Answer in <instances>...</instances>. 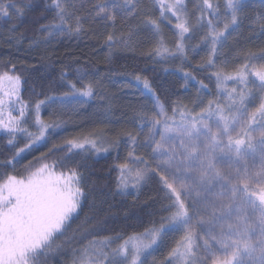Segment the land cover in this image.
<instances>
[{
  "label": "trees",
  "instance_id": "obj_1",
  "mask_svg": "<svg viewBox=\"0 0 264 264\" xmlns=\"http://www.w3.org/2000/svg\"><path fill=\"white\" fill-rule=\"evenodd\" d=\"M143 4L148 5L152 18L160 19L163 36L171 39L172 25L160 18L158 7H153L155 0H143ZM246 4L250 15L264 12L260 0L246 1ZM46 5H51V0H34V7L22 18L0 17V29L3 31L0 34V73L14 65L15 74L26 77L21 97L32 103L44 99L46 95L68 91L61 86L64 83L60 78L61 71L70 73L80 68L88 73L84 82L94 81L98 87L95 95L75 111L50 117L54 109L42 108L43 119L62 120L64 125L52 132L43 143L33 146L30 151L25 150L14 161L12 157L16 149L22 148L26 141L19 140L13 148L6 144L7 137L0 132V180L6 174H25L26 165L31 164L34 171L42 164L54 166L62 158H65L67 167H56V171L67 172L68 167L77 166L75 161L90 156L85 166L78 168L83 174L81 187L86 194L82 209L72 221L71 228L53 241L58 246L54 259L42 260L43 264H73L89 242L102 238L121 239L159 228L167 223L175 208L174 193L157 171H150L133 191L121 192L117 187L118 167L126 161L125 140L135 132L134 116L151 100L137 88L134 77L140 75L151 81L155 96L165 113L170 115L178 105L190 104L200 97L202 90L211 97L215 96L216 81L211 73L216 69L199 67L206 57L201 47L188 50L187 60L177 58L158 64L155 57L149 58L148 55L154 43L133 42L131 47H125L123 42H116L109 46L105 43L107 35L115 33L117 37L123 35L127 38L128 27L119 20L115 27H104V22H93L85 16L89 11H82V32L72 35L59 32L62 35L51 38L42 26L52 20L55 11H46ZM190 10H194L193 6ZM226 35V42L214 57L217 67L225 71L230 72L241 63L243 53L259 52L264 48V30L258 25H250L248 21ZM145 36L146 33L140 32L133 37V41H143ZM185 72L191 75L185 78ZM66 79L74 80L75 77L69 75ZM199 81H203L206 87H201ZM18 114V111H13V115ZM31 120L29 115L26 126L35 131ZM94 133H102L114 148L101 155L88 152L75 155L63 148L67 139ZM53 145L60 147L50 152ZM66 154L71 159H67ZM5 161L12 163L5 166ZM97 225L102 227L97 229ZM73 236L75 238L69 241V237ZM169 238L172 237L166 232L154 251L158 263L164 260L161 264H171L164 259L171 248Z\"/></svg>",
  "mask_w": 264,
  "mask_h": 264
},
{
  "label": "snow or ice",
  "instance_id": "obj_2",
  "mask_svg": "<svg viewBox=\"0 0 264 264\" xmlns=\"http://www.w3.org/2000/svg\"><path fill=\"white\" fill-rule=\"evenodd\" d=\"M157 5L160 18L168 20L169 23H173V19L175 21L171 39H165L161 34L160 19L152 18L148 5L143 4V0H98L91 19L93 22H104V27H115L118 20L128 27L127 38L123 35L117 37L115 33L107 35L105 43L109 46L116 42H123L125 47H131L133 42L154 43L148 55L149 58L155 57L158 64L177 58L187 60L189 46L186 45V40L190 34L203 32L200 40L207 45V53L199 67L216 69L211 75L215 77L219 92H226L231 96L239 90L240 100L243 101L247 94L244 90L248 88L250 78H255L264 87V48L259 52L243 53V63L230 72L217 67L214 61L219 49L226 42V34L230 29L234 30L248 21L250 25H258L264 30V12L250 15L246 11V0H223V3L219 0L216 3L213 0H200L199 4L193 5L194 10L189 9L186 0H155L153 7ZM33 7L34 0H0V17L19 19ZM261 7H264V0H261ZM45 10L55 11L52 20L42 26L49 35L54 32L72 35L84 30V21L77 15V5L72 0H64L63 3L61 0H51V5H46ZM168 13H171L173 19L169 18ZM140 32L146 33L143 41H133V37ZM69 75L75 79H66ZM190 75L191 73H184L185 78ZM87 76L88 73L80 68L73 69L70 73L61 71L60 78L64 81L61 86L68 91L46 95L44 99L32 103L21 97L26 77L15 74L14 65L8 71L0 73V132L7 137L6 144L13 148L19 140L26 141L22 148L16 149L12 161L25 150L43 143L64 123L62 120L43 119L42 108H53L50 117L58 116L64 112L75 111L95 95L98 85L94 81L85 83ZM134 80L137 88L145 96H151L157 104L159 99L152 90L151 81L140 75H136ZM230 81L235 86L229 87ZM199 83L201 87H206L203 81ZM13 111H18L19 114L13 115ZM29 115L35 131H30L26 126ZM140 119L143 126L145 115ZM130 139L136 143L135 136H130ZM100 144V139L82 136L65 140L63 148L67 149V153L75 155L80 152L91 154L108 151L107 148L98 147ZM59 147L60 145H53L49 151ZM131 155L129 152L130 157ZM66 158L71 159L67 154ZM88 158L90 156L75 161L77 166L68 167L67 172L56 171V167H67L65 158H62L54 166L42 164L34 171L31 170V164L26 165L25 174H6L0 180V264H41L40 257L51 249L55 238L64 235L71 228L86 196L81 187L83 174L78 168L84 167ZM12 161H5V166ZM119 168V190L135 188L143 182L144 170L141 167L133 169L128 164H121ZM101 227L96 226L97 229ZM162 228L161 225L159 228L148 229L143 234L130 236L118 250L105 251L110 238L100 241L101 247L96 248L93 255H89V250L85 249L83 254L74 259L73 264H122L115 258L117 253L130 255V260H125L123 264H143L141 255L157 242ZM145 236L148 238L145 239ZM74 238L69 237V241Z\"/></svg>",
  "mask_w": 264,
  "mask_h": 264
},
{
  "label": "rangeland",
  "instance_id": "obj_3",
  "mask_svg": "<svg viewBox=\"0 0 264 264\" xmlns=\"http://www.w3.org/2000/svg\"><path fill=\"white\" fill-rule=\"evenodd\" d=\"M72 2L77 5L78 16L84 17L82 11H89L85 16L91 18L98 0ZM194 2L199 4L200 0H186L189 9ZM168 16L173 19L171 13ZM174 22H168L173 32ZM60 35L48 34L51 38ZM202 35L203 32L189 35L188 50L201 47L207 53V45L200 40ZM250 81L243 101L239 90L231 96L217 90L212 97L202 90L192 103H182L167 115L160 102L156 104L149 96V105L134 116L135 132L125 140L123 164L133 169L141 167L144 178L150 171H157L172 189L175 206L157 242L141 255L143 264L163 263L164 260L158 263L154 251L166 232L172 238L168 239L171 248L164 259L171 264H264V87L255 78ZM232 86L235 85L230 81ZM94 134L97 135L83 136L100 139L98 147L108 151L114 148L102 133ZM130 136L136 137V143ZM128 237L91 241L81 254L88 249L93 255L101 247L99 242L106 239L109 245L105 251L118 250ZM57 249L52 243L40 257L41 264L43 259L53 260ZM115 258L123 264L131 257L117 253Z\"/></svg>",
  "mask_w": 264,
  "mask_h": 264
},
{
  "label": "bare ground",
  "instance_id": "obj_4",
  "mask_svg": "<svg viewBox=\"0 0 264 264\" xmlns=\"http://www.w3.org/2000/svg\"><path fill=\"white\" fill-rule=\"evenodd\" d=\"M35 49V48H34ZM64 125V124H63Z\"/></svg>",
  "mask_w": 264,
  "mask_h": 264
}]
</instances>
